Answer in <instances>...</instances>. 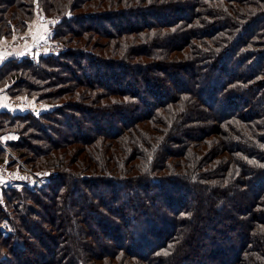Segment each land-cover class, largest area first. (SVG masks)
Segmentation results:
<instances>
[{"label": "trees", "instance_id": "16d2710c", "mask_svg": "<svg viewBox=\"0 0 264 264\" xmlns=\"http://www.w3.org/2000/svg\"><path fill=\"white\" fill-rule=\"evenodd\" d=\"M37 12L74 45L0 63L54 105L0 107L49 174L2 189L0 264H264V0H0V39Z\"/></svg>", "mask_w": 264, "mask_h": 264}, {"label": "rangeland", "instance_id": "374dc122", "mask_svg": "<svg viewBox=\"0 0 264 264\" xmlns=\"http://www.w3.org/2000/svg\"><path fill=\"white\" fill-rule=\"evenodd\" d=\"M43 17V20L41 19ZM56 17L55 16H51V17H44L43 15L39 14L38 12L35 14L34 18L28 22V28L26 31L21 32V34H25L27 33V35L33 37L34 40L36 41H41L40 37H46V39L42 40V41H50L49 40V35L48 33L50 32V30L52 29V25L55 22ZM125 23V22H123ZM16 35V34H15ZM15 35H12L11 37L5 39H0V57H2V59H0V63L2 61H4L5 59H8L9 57H13V56H21L20 53H25L28 52L29 54H32V52H34V50L32 48L29 47H18V46H13L11 48H3V46L6 45V42L10 39V38H14L16 37ZM93 43L97 44V42H99L100 45L103 46V44L106 42V40L104 38L101 37H97V35H95L93 38ZM61 41V40H60ZM57 41L58 43H60L62 45V47H64V50H68L69 48H71V46H73V42H60ZM45 52V51H43ZM47 52V51H46ZM181 77V76H180ZM8 93L4 90H2V88H0V107L1 108H5L8 110H18L22 107L16 105V104H12L13 101H23L26 100V102L28 104H30V108H33L35 106V104L38 105V110H47V109H51L54 107L53 104H49V103H44L42 101H34L35 97H28L25 94H19L17 96H8ZM28 98V99H27ZM34 104V105H33ZM16 138V135H14V132L8 133L5 135V137H1L0 138V144L2 145V148L5 151V155L2 157L0 155V163H4L7 164L5 161H9L11 160L12 162H10V164H7L8 167H15L16 166V161L17 162H21L24 163V161L20 158H18V156L16 155V153L9 147V145L7 144V139L9 140H13ZM4 158V159H3ZM27 164V163H26ZM28 167H30L27 164ZM31 168V167H30ZM41 175V178L44 180V185L43 184H33V185H29L26 188H32V187H43L46 184H48L49 182V174L46 171H42V172H38ZM24 183L21 181H13L12 183H5V185L3 186L6 187L5 189H8V187H13V189H16V191H20L22 192L24 186ZM2 188V189H3ZM34 190V188H32ZM3 191V190H2ZM3 198L0 197V204L4 205V201L1 200ZM6 216V215H5ZM3 217V219L0 221V227H3V223L6 221V217ZM3 221V222H2Z\"/></svg>", "mask_w": 264, "mask_h": 264}, {"label": "built area", "instance_id": "2783aa9c", "mask_svg": "<svg viewBox=\"0 0 264 264\" xmlns=\"http://www.w3.org/2000/svg\"><path fill=\"white\" fill-rule=\"evenodd\" d=\"M15 36V39L10 38L3 48H11L13 46H18L20 48L29 47L32 48L34 52H43L45 50L50 52H58L64 50V47H62V45L56 40L36 41L33 39V37L27 35V33H19ZM12 104H16L22 108L30 106L26 100L13 101ZM33 108H38V105L35 104ZM20 177H23V179ZM13 181H21L28 185H33L36 183L44 185V180L41 178V175L28 167L25 162L21 163L16 161L15 167H8L7 164L0 163V197L2 196V188L5 183H12Z\"/></svg>", "mask_w": 264, "mask_h": 264}, {"label": "snow or ice", "instance_id": "6c2138e0", "mask_svg": "<svg viewBox=\"0 0 264 264\" xmlns=\"http://www.w3.org/2000/svg\"><path fill=\"white\" fill-rule=\"evenodd\" d=\"M14 39H15V37H14ZM40 39H41V41H42V40L46 39V37H43V36H42V37H40ZM46 51H47V50H45V52H46ZM25 54H26V53H20V55H25ZM39 54H40V53H38V52L36 53L37 56H38ZM0 59H2V57H0ZM185 99H187V98H185ZM20 178L23 179V177H20Z\"/></svg>", "mask_w": 264, "mask_h": 264}, {"label": "water", "instance_id": "95a60500", "mask_svg": "<svg viewBox=\"0 0 264 264\" xmlns=\"http://www.w3.org/2000/svg\"><path fill=\"white\" fill-rule=\"evenodd\" d=\"M41 19L43 20V17H42ZM55 53H57V52H55ZM33 111H34L35 113H37L39 110H38V108H33Z\"/></svg>", "mask_w": 264, "mask_h": 264}]
</instances>
